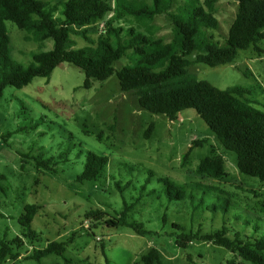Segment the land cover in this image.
Returning <instances> with one entry per match:
<instances>
[{
    "label": "rangeland",
    "instance_id": "obj_1",
    "mask_svg": "<svg viewBox=\"0 0 264 264\" xmlns=\"http://www.w3.org/2000/svg\"><path fill=\"white\" fill-rule=\"evenodd\" d=\"M42 1L59 16L64 0ZM216 9L218 35L223 40L236 18L238 3L217 0ZM108 18L94 27L92 45L97 46L104 35ZM6 25L11 56L25 66L34 64V55L53 48L52 39L40 40L11 22ZM118 25L137 26L134 21ZM150 25L155 37L166 43L172 41L173 25L167 16H157ZM73 41L76 48L87 45L76 36ZM195 58L189 57L191 61ZM128 63L123 59L116 69ZM188 73L199 83L219 89L247 87L252 94L249 99L264 111V41L239 52L231 64L211 68L193 63ZM85 80L77 67L62 64L49 79L35 78L23 89L7 87L4 91L0 103V238L5 242L23 238L19 218L25 207L36 205L39 211L32 222L37 239L24 238L22 247L15 248L21 256L3 264H143L142 257L153 248L159 251L162 264H227L230 260L243 264L210 241L193 240L185 249L177 241L182 233L201 238L225 225L230 236L239 231L250 236L251 227L245 228L243 220L234 218L232 213L237 211L254 216L264 229V183L240 173L237 155L221 145L194 110H185L172 121L141 109L138 91L123 92L116 76L103 83L94 82L91 89L83 87ZM188 85L189 78L183 77L169 86ZM151 125L154 129L147 139ZM80 151L108 157L107 171L100 182L77 181L85 162ZM40 154L57 161L60 155H69L55 167L56 172H48L36 167L35 159ZM208 156L223 157L225 178L217 180L196 173L200 161ZM149 171L153 173L151 178ZM161 178L182 185L196 201L205 194V205L195 210L189 198L169 202ZM215 198H228L236 212L211 214L205 207ZM95 211L105 214L100 223L86 218ZM122 212H128L129 222H142L149 234L140 236L130 228L104 223L117 220ZM51 242L65 245L64 258L55 254L40 262L28 258Z\"/></svg>",
    "mask_w": 264,
    "mask_h": 264
},
{
    "label": "trees",
    "instance_id": "obj_2",
    "mask_svg": "<svg viewBox=\"0 0 264 264\" xmlns=\"http://www.w3.org/2000/svg\"><path fill=\"white\" fill-rule=\"evenodd\" d=\"M235 1L238 3L236 18L228 36L221 40L218 35L220 23L216 17L217 0H64L59 16L42 0H0V103L7 87L20 90L35 78L49 79L62 64L73 65L85 74V89H91L94 82L103 83L116 76L123 92L138 91L139 107L151 114L163 115L174 121L183 111L194 110L221 145L237 155L240 173L264 183V111L249 99L251 90L242 86L219 89L208 83H199L188 73L193 63L211 68L231 64L239 52L264 41V0ZM160 15L167 16L173 25V39L169 43L155 37L149 29ZM107 18L104 35L99 38L97 46L92 45L90 36L96 32L94 27ZM129 21H134L137 26L125 28L118 25ZM7 22L37 39H52L53 48L34 55L33 65L25 66L15 61L11 56ZM144 28L147 31H143ZM73 36L84 39L87 45L76 48ZM191 55H196L194 61L189 59ZM123 59H128L129 63L117 70L116 64ZM183 77L189 78V85L185 88L169 86ZM153 129V125L148 128L147 139ZM191 151L192 147L184 156L183 163L187 162ZM83 154L84 170L77 181L100 182L107 171L108 157L79 152V156ZM68 155H60L57 161L54 157L44 158L40 154L35 159L36 167L56 172L55 167L60 161H66ZM196 173L221 180L227 176L225 161L221 156H208L200 161ZM149 175L151 178L153 173L149 171ZM159 182L164 186L169 202H182L189 198L195 210L205 205V194L196 201V197L187 194L182 185L168 178H161ZM205 209L211 214L221 212L224 216L236 212L228 198L212 199ZM38 211L36 205L25 207V213L19 218L23 238L16 237L8 242L0 238L1 264L9 258L17 260L21 256L15 248L22 247L24 238L28 241L37 239L32 222ZM232 214L234 218L243 220L245 228L251 227L250 236L242 231L230 236L225 225L222 230L201 238L182 233L178 246L185 249L187 243L202 239L225 248L243 264H264L261 221L238 211ZM127 216L128 212H122L117 220L107 219L104 223L113 228H130L140 236L149 234L142 222H129ZM104 217L101 211L86 215L87 219L92 218L99 223ZM163 223H166V216ZM173 227L177 228L176 225ZM53 254L64 258L65 245L51 242L42 250H34L28 258L40 262ZM142 263L162 264L159 251L151 249L142 257ZM227 264H235V260Z\"/></svg>",
    "mask_w": 264,
    "mask_h": 264
}]
</instances>
